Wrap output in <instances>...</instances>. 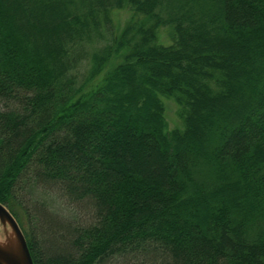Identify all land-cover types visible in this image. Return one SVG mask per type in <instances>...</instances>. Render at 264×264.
Instances as JSON below:
<instances>
[{
  "label": "trees",
  "instance_id": "16d2710c",
  "mask_svg": "<svg viewBox=\"0 0 264 264\" xmlns=\"http://www.w3.org/2000/svg\"><path fill=\"white\" fill-rule=\"evenodd\" d=\"M0 202L34 264H264V0H0Z\"/></svg>",
  "mask_w": 264,
  "mask_h": 264
},
{
  "label": "rangeland",
  "instance_id": "374dc122",
  "mask_svg": "<svg viewBox=\"0 0 264 264\" xmlns=\"http://www.w3.org/2000/svg\"><path fill=\"white\" fill-rule=\"evenodd\" d=\"M110 16L113 20L115 33L117 34H119L123 30V28L133 19L143 20L146 23H150V18L148 16L140 15L139 13H136L133 10V8L127 3H125L121 8H116V9L111 10ZM154 34H155L156 42L162 43L165 45L171 44L175 36L174 30L172 26L170 25L156 27ZM125 53H126V49L125 51L122 50L112 55L111 59L107 62L105 69L95 78L94 84H96L101 79V77L103 76V73H105L116 62L120 61L124 57ZM86 69H87V63L82 62V64L78 68L79 73L86 72ZM162 99L164 103L163 104L164 116H165V120L167 123V128L168 129H173V128L182 129L183 119L179 115L180 109L177 103L175 102L174 97L167 96V97H162ZM52 205L54 207L53 209L55 210L56 214L62 218H65L68 221L82 224L90 220L88 210H84L81 207L78 208V206L74 207L72 203L60 197H57L55 200V204H52ZM22 221L25 227L27 228L28 219L26 217V214H22ZM31 221H33V219H31ZM2 228H5V230L10 234V236L13 235L12 230L8 224L3 225L0 223V230ZM57 240L58 239L56 238L55 241ZM58 243L59 241H57V244ZM118 264H123V261L119 262Z\"/></svg>",
  "mask_w": 264,
  "mask_h": 264
},
{
  "label": "water",
  "instance_id": "95a60500",
  "mask_svg": "<svg viewBox=\"0 0 264 264\" xmlns=\"http://www.w3.org/2000/svg\"><path fill=\"white\" fill-rule=\"evenodd\" d=\"M0 223L8 224L13 234L10 237L4 235L5 243H0V264H34L17 220L1 202Z\"/></svg>",
  "mask_w": 264,
  "mask_h": 264
},
{
  "label": "bare ground",
  "instance_id": "6f19581e",
  "mask_svg": "<svg viewBox=\"0 0 264 264\" xmlns=\"http://www.w3.org/2000/svg\"><path fill=\"white\" fill-rule=\"evenodd\" d=\"M0 231H1L0 232V234H1L0 243L3 244V243H5V240H6L5 238H3V237H5L4 235H6V237H10V234L5 230V228H2Z\"/></svg>",
  "mask_w": 264,
  "mask_h": 264
}]
</instances>
